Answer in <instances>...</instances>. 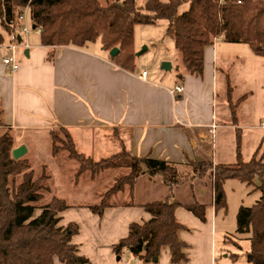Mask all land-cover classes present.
Instances as JSON below:
<instances>
[{
	"label": "trees",
	"instance_id": "1",
	"mask_svg": "<svg viewBox=\"0 0 264 264\" xmlns=\"http://www.w3.org/2000/svg\"><path fill=\"white\" fill-rule=\"evenodd\" d=\"M185 5L188 9L182 11ZM26 9L33 27L40 31L43 46L84 48L99 41L106 52L119 49L115 57H109L117 68L128 72H134L137 67L135 27L155 25L159 20L168 22L166 36L173 39L181 53L187 75L203 76L205 48L219 38L230 44H247L255 55L264 58V0H146L143 7H138L135 0H0V44L4 43L3 32L10 36L16 34ZM53 53H49V61L53 60ZM178 78L183 80V75ZM2 116L0 104V264H55L56 259L64 264H90L88 258L78 254L73 243L78 225L60 226L61 214L69 208L65 200L53 197L35 216L38 204L50 193L49 176L46 167L37 176L27 158H13L15 139ZM57 129L64 138L56 129L50 131L52 154L66 153L69 160H74L78 164L76 177L90 174L95 180L108 170L128 171L115 181L100 204L94 206L95 212L101 213L110 207L111 199L125 188L133 191L141 175L160 176L169 188L163 200L144 205L153 219L143 225L132 224L128 239L115 249L117 254L129 249L135 257L149 262L156 260L167 247L173 264L186 262L187 245L179 239V232L185 227L177 220V209L185 208L206 222L207 206L196 200L184 204L175 199L176 192L197 177H207L212 185L216 212L226 213V183L237 180L252 186L259 178L261 185L256 190L260 198L253 206L239 208L236 234L248 236L247 261L264 264V155L258 158L257 152L245 162L240 135L236 163L192 161L179 169L150 155L133 156L125 147L95 162L76 149L67 129ZM2 130L5 131L1 133ZM18 176H21L20 183L16 181ZM238 258V255L232 256L234 261Z\"/></svg>",
	"mask_w": 264,
	"mask_h": 264
},
{
	"label": "crops",
	"instance_id": "2",
	"mask_svg": "<svg viewBox=\"0 0 264 264\" xmlns=\"http://www.w3.org/2000/svg\"><path fill=\"white\" fill-rule=\"evenodd\" d=\"M16 35L20 39L16 49L11 47L10 35L4 36V43L0 44V104L4 125L11 130L15 148L25 146L27 153L23 158L29 162L31 148L17 141L16 135L37 133L50 139L51 130L63 127L70 132L80 153L88 158L99 157L91 158L95 162L125 147L133 156L150 155L179 169L192 161L212 160L218 164L213 160L217 156V145L213 144L209 151L204 148L211 139L215 141L219 129L233 127L228 118H218L215 113L218 52L228 51L223 47L222 38L205 48L202 77L187 75L184 69L174 81L166 82L161 77L149 78V73L142 78L144 71L128 72L117 68L101 43L98 47L91 43L84 48H50L41 44L39 30L36 35H31L29 30L27 33L21 30V35ZM51 51L54 57L49 61ZM10 57L19 66L16 71L4 63V59ZM228 57L223 59L228 62ZM230 71L224 72L227 80L232 76ZM179 75H183V80ZM178 85L184 87L182 93L173 92ZM226 112H231L230 108L227 107ZM145 177L149 178L148 185L153 183L150 180L163 184L160 176L141 175L133 191L125 188L119 192L113 197L111 206L101 213L93 210L95 204L76 209L63 199L69 208L61 214L60 226L78 225L73 243L77 245L78 254L88 258L90 264H173L167 247L156 260L149 262L126 250L120 254L115 251L128 239L132 224L143 225L153 219L144 205L168 195L161 191L146 202L135 203L139 182ZM196 179L198 183L190 182L189 202L179 199L180 190L189 183L176 192L175 199L184 204L196 200L206 205L207 220L201 222L185 208L177 209V220L185 227L179 232V239L187 245L184 252L188 258L181 264H217L216 239L223 212L215 210L211 182L204 183L205 178ZM207 191L211 197L206 202ZM98 202L100 204L101 200ZM246 262L250 264L247 259ZM55 264L64 263L56 259Z\"/></svg>",
	"mask_w": 264,
	"mask_h": 264
},
{
	"label": "rangeland",
	"instance_id": "3",
	"mask_svg": "<svg viewBox=\"0 0 264 264\" xmlns=\"http://www.w3.org/2000/svg\"><path fill=\"white\" fill-rule=\"evenodd\" d=\"M135 2L138 7H143L146 0H135ZM187 9L188 5H185L182 11ZM23 17L24 19L19 22L20 26L16 29V34L21 35V30L27 27L31 35H36L37 30L33 29L30 12L27 9L23 12ZM167 29L166 20H159L155 25L135 27V50L136 54L141 53L136 60V72L147 71L149 78L161 77L165 78L164 81L171 82L175 80L178 73H184V66L181 53L175 48L173 39L166 36ZM3 34L6 38L8 37L6 33L3 32ZM223 43H225L223 47L228 51L219 50L218 52L219 76L215 96V113L218 118L222 116L228 118V123L233 127L229 130L219 129L215 141L211 139L204 150L209 151L210 147L216 144L217 156L213 158L216 163H236L238 161V135H240L242 157L245 162H249L257 152L258 158L264 155V58L254 55L247 44ZM99 44L98 41L93 45L98 47ZM225 56H229L230 61L226 62L223 59ZM163 63H170L172 69L163 71ZM226 70H231L232 76L229 80L224 74ZM227 107L231 112H226ZM221 122L225 121L221 120ZM3 131L5 130L1 133ZM55 131L64 138V134L59 129L56 128ZM16 136L17 141L21 140L31 148L29 159L31 169L35 171V174L41 175L43 168L47 167L45 172L49 176L47 185L50 193H46L44 200L38 204L35 216L40 214V207L50 202L53 197L65 199L76 209L81 206L98 205V200L103 199L104 194L114 186L115 181L128 173L126 170L117 169L100 173L95 180L90 178V174L76 177L78 164L74 160L66 161L64 158L66 153L54 156L47 135L19 132ZM87 154L90 155V153ZM95 157L91 156L92 159H99ZM207 158L212 159L210 156ZM147 179L149 178H142L139 182L138 193L134 197L135 203L146 202L150 196H155L161 191H166V195L168 194L167 186L159 185V181L156 180H150L153 183L148 185ZM16 181L20 183L21 176H18ZM157 182L158 184H155ZM192 182L198 183L197 179H193ZM203 182H210V179L206 177ZM190 185L189 183L187 187L182 188L179 194V199L186 203L190 201L187 196L191 192ZM260 185L259 178L254 180L252 186H247L237 180H230L226 183L227 210L219 217V232L216 239L217 264H248L246 254L250 250V241L248 236L236 234V216L241 206L250 207L256 204L260 198V193L256 188ZM210 197V192L207 191L205 201L207 202ZM231 241H235L240 247ZM233 255L239 256L237 261L232 259Z\"/></svg>",
	"mask_w": 264,
	"mask_h": 264
},
{
	"label": "built area",
	"instance_id": "4",
	"mask_svg": "<svg viewBox=\"0 0 264 264\" xmlns=\"http://www.w3.org/2000/svg\"><path fill=\"white\" fill-rule=\"evenodd\" d=\"M22 19H24V17H22ZM22 30H23V32H25V33H27V31H28L27 27H24ZM18 39H19V36L16 35V34H14V35L11 36V41H12V43H13L11 47H12L13 49H16V45H17V43H18V42H17ZM215 41H216V40H215ZM4 63H5L6 65H10V66L12 67V71H16V70L19 68L18 64L14 61V58H12V57L4 59ZM147 75H148V72H147V71H144V72L142 73L141 77H142V78H146ZM183 91H184V87H183L182 85H178V86L175 88V90H174L173 92H176V93H182ZM126 251H127L128 253L131 252L129 249H126ZM125 264H128V263H125Z\"/></svg>",
	"mask_w": 264,
	"mask_h": 264
},
{
	"label": "water",
	"instance_id": "5",
	"mask_svg": "<svg viewBox=\"0 0 264 264\" xmlns=\"http://www.w3.org/2000/svg\"><path fill=\"white\" fill-rule=\"evenodd\" d=\"M33 29H35V27H33ZM19 43H20V39H19ZM119 52L118 48L113 49L109 54L111 57H115ZM141 53H137L136 57L140 56ZM171 69V64L170 63H163L162 65V70L163 71H169ZM27 153V148L25 146H20L18 148H15L12 151V156L15 160H19L21 158H23V156Z\"/></svg>",
	"mask_w": 264,
	"mask_h": 264
}]
</instances>
